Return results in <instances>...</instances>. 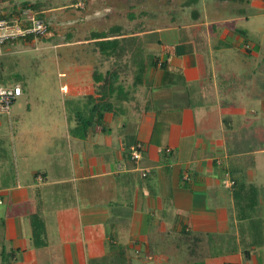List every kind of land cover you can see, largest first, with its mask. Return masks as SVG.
<instances>
[{
  "label": "crops",
  "instance_id": "0c3cea01",
  "mask_svg": "<svg viewBox=\"0 0 264 264\" xmlns=\"http://www.w3.org/2000/svg\"><path fill=\"white\" fill-rule=\"evenodd\" d=\"M226 3L166 0L161 25L125 32L136 51L121 77L125 95L99 126L79 131L72 108L95 94L94 68L58 73L68 78L57 85L71 117L17 114L8 119L10 136L0 123V264H91L113 245L125 246L133 264H244L241 246L215 257L204 241L194 254L181 234L239 244L241 233H264V29L247 25L264 20V0ZM156 33L165 36L147 38ZM236 61L247 72L234 70ZM15 85L22 97L27 87ZM240 167L259 192L244 222L227 185ZM38 216L46 226L41 246L33 239ZM247 264H264V246Z\"/></svg>",
  "mask_w": 264,
  "mask_h": 264
},
{
  "label": "rangeland",
  "instance_id": "374dc122",
  "mask_svg": "<svg viewBox=\"0 0 264 264\" xmlns=\"http://www.w3.org/2000/svg\"><path fill=\"white\" fill-rule=\"evenodd\" d=\"M22 1L25 0H14L13 2L11 1L12 3L6 0V2L1 3L0 15L10 14L11 9L18 7ZM28 1L32 3L39 2L42 5L41 11L44 12L43 17L51 29V34L45 37L46 40L35 41L34 45L22 42L13 44V47L12 45L5 47L0 45V60L4 61V69L0 70V76L2 74L4 82L10 85L20 84L27 87L26 93L22 97H18L14 102L12 117L22 114L23 117L29 120L43 118L45 114V118L63 119L64 117H71L75 111L73 109L78 110L83 108V103L77 101L73 103V109L69 105L66 108L64 107L61 100H66L67 96L60 94V85H57V82L59 80L67 82L68 78L58 79L59 72L76 70L82 72L81 75L83 73L87 75L88 72L86 71H89L91 68L98 69L97 71L100 74H105L107 71L112 70L114 60H103L98 53L92 51V47L94 48L93 43L87 44L85 42L90 40L92 31L103 32L113 26H122L124 32L130 33L136 30L135 26H138V23L146 29L147 26L145 24L157 21L159 26L165 21L163 4L166 0H146L137 6L136 11L133 12L134 18H130L129 16L131 10L127 4V0ZM224 5L233 7L237 4L228 2ZM254 23L258 27L262 24L261 28L256 29L255 32H263L264 20L252 19L247 25ZM137 31H140V29H137ZM163 34L156 33L147 38L160 40L165 36ZM71 42L76 43V45L70 46V51H68L67 47H61ZM241 54L235 52V55L239 59L240 57H244ZM74 55L76 57H73ZM59 58L61 61H59ZM233 69L237 72L241 70L247 72L246 68H243L238 61H236ZM42 72L49 73V76L45 77V74H41ZM22 75L26 76L25 81H23ZM73 79H76V77H73ZM24 82L26 84H23ZM241 89L244 88H236V91ZM42 102H45L44 105H42ZM28 104H30V108L33 110L31 114L27 110ZM252 112L255 113L257 111L253 110ZM255 117L252 113L251 120L249 121L252 126L255 124ZM8 119L7 116L0 115L1 134L10 136L12 130ZM209 247L212 248L210 245ZM104 261L98 262L97 260H92L91 264L108 263ZM150 264H155V261L150 262Z\"/></svg>",
  "mask_w": 264,
  "mask_h": 264
},
{
  "label": "trees",
  "instance_id": "16d2710c",
  "mask_svg": "<svg viewBox=\"0 0 264 264\" xmlns=\"http://www.w3.org/2000/svg\"><path fill=\"white\" fill-rule=\"evenodd\" d=\"M13 2L14 0H7ZM146 0H127V4L131 10L130 18H134V13L138 5H141ZM178 0H169L170 3H174ZM219 2H239L244 3L247 0H217ZM6 2V0H0V4ZM11 2V3H12ZM15 5V3H14ZM42 5L39 2L32 3L31 1H22L18 7L11 9L10 14L0 15V20L11 21V24H19L22 29L28 30L33 27V22L30 21L26 15V12H30L34 15L35 19L43 22L47 26V32L44 35L36 33H27L24 36H19L14 39H8L2 47L10 46L15 43H34L37 40H46L49 34H51L50 27L46 24L41 11ZM91 41L94 43L95 51L102 55L105 61L114 60V67L112 70L107 71L105 74H100L97 70L93 73V78L96 83L95 94L87 96L84 99L83 108L78 109L76 112V118L79 123L77 129L89 130L95 128L103 123L106 114L116 112L115 101L117 98L125 95V90L121 85V77L128 69L126 58L131 54H135L131 45V38L126 36L121 26H113L107 31L91 32ZM158 62V61H157ZM150 64H156V60H150ZM4 69V61L0 60V70ZM144 67L140 68V73L144 71ZM139 76V75H138ZM2 77V74H1ZM2 79L0 78V81ZM2 86H15L7 85L6 82L1 81ZM244 170L242 167L232 169V182L233 196L236 200L237 218L240 222H244L251 219L258 208V189L251 184H248L240 177L241 172ZM33 239L36 246L45 244L44 236L46 232L45 222L41 217H34L32 219ZM182 237L186 241H193L191 244L192 252L195 254L196 249L201 242L207 241V252L210 256H221L225 251L228 253H235L241 251L244 257V264L251 259L253 250L264 246V233H241L240 243L236 242V239L223 238L222 236L206 235L193 233H185L182 230ZM209 245L212 247L210 248ZM106 258V259H105ZM102 261H107V264H133V259L128 256L127 248L123 245H113L110 253ZM104 261V262H105ZM100 262V261H99ZM205 264V263H198Z\"/></svg>",
  "mask_w": 264,
  "mask_h": 264
},
{
  "label": "built area",
  "instance_id": "2783aa9c",
  "mask_svg": "<svg viewBox=\"0 0 264 264\" xmlns=\"http://www.w3.org/2000/svg\"><path fill=\"white\" fill-rule=\"evenodd\" d=\"M26 15L30 21L33 22V27L24 30L19 24H11V21L0 20V45L8 39H14L19 36H24L27 33H36L44 35L47 33V26L35 19L34 15L30 12H26ZM22 95V89L20 86H2L0 85V115L7 116L9 119L12 116V107L18 97ZM142 145L136 146L135 151L132 153V161L137 163L141 159ZM121 169L125 166L121 165ZM229 186L233 185V182H227Z\"/></svg>",
  "mask_w": 264,
  "mask_h": 264
}]
</instances>
